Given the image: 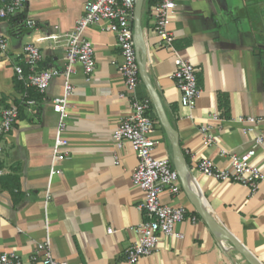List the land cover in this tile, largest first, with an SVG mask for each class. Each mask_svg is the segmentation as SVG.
<instances>
[{
	"label": "crops",
	"instance_id": "obj_1",
	"mask_svg": "<svg viewBox=\"0 0 264 264\" xmlns=\"http://www.w3.org/2000/svg\"><path fill=\"white\" fill-rule=\"evenodd\" d=\"M88 1L27 0L14 18L0 21V33L9 41L7 52L0 54V119L25 94L15 74L16 66H24L25 46L40 47L39 70L62 71L66 52L54 36L75 30ZM176 2L168 25L172 48L162 46L153 31L150 9L155 0H150L149 11L143 9L147 73L177 131L192 187L204 207L264 264V183L252 195L240 184L218 182L198 170L204 159L227 166L230 159L223 151L242 156L254 149L253 163L264 173V145L255 144L263 126L244 135L242 128L248 125L238 122L264 118V0ZM28 21L34 27L19 31ZM84 38L95 46L96 70L89 83L80 66L71 77L74 90L61 134L68 145L55 146L61 118L52 101L65 94L62 76L53 79L34 108L23 107L14 130L0 137V253L15 252L25 264H41V255L35 263L31 257L46 240L59 262L128 264L125 253L137 242L135 229L145 220L139 208L144 194L132 182L138 158L129 144L118 150L113 143L114 130L131 113V102L120 98L126 89L117 39L103 25L90 26ZM178 58L189 61L197 73L201 94L193 110L181 106L172 78ZM135 96L151 99L143 82ZM152 116L159 142L155 156L173 163L172 144L154 107ZM202 128L213 136L212 144L205 145ZM161 200L186 209L188 217L175 226L173 236L160 238L155 253L136 264H248L229 243L214 237L182 184L177 196L164 194Z\"/></svg>",
	"mask_w": 264,
	"mask_h": 264
},
{
	"label": "built area",
	"instance_id": "obj_2",
	"mask_svg": "<svg viewBox=\"0 0 264 264\" xmlns=\"http://www.w3.org/2000/svg\"><path fill=\"white\" fill-rule=\"evenodd\" d=\"M26 3L27 0H0V21L14 18L25 8ZM135 6L136 0H89L85 4L84 14L75 30L54 36L55 43H62L66 52V66L62 71L39 70L43 55L40 47L35 44L25 46L24 66L15 67L18 81L26 89H34L40 95L47 92L54 78L64 77L65 94L52 101L53 111L61 118L58 136L55 140V146L59 150L68 145V140L61 134L66 129L70 107L68 99L74 90L71 84L74 69L76 66L82 67L88 83L92 81L96 70L95 46L84 38L85 30L92 25H103L105 31L116 37L122 57L119 72L124 79L126 89L120 98L131 102V113L114 130L113 143L118 150H121L127 143L136 154L138 165L134 170L132 182L144 194L139 208L144 213L145 220L135 229L138 235L137 242L125 253L128 264H136L141 258L155 253L160 238L173 236L175 226L188 217L186 209L172 208L164 205L161 200L164 194L177 196L181 191V181L169 157L155 156L159 142L154 138L157 124L152 116V100L149 98L141 100L135 96L137 88L142 83L134 45ZM176 12V0H155V4L150 9L153 31L165 48L173 46L174 37L168 31V25ZM26 24L29 28L34 27V23L30 21ZM8 42V37L0 33V54L7 52ZM172 78L181 93V106L193 110L201 94L195 67L189 61L178 58L176 71ZM36 105L37 102L34 99L24 94L20 102L13 103L5 109L0 119V137L14 130L23 107L31 110ZM238 122L248 125L242 128L244 135L253 133L260 125L263 126V134L256 137L255 144L257 147L264 145V118L246 117L240 118ZM201 133L205 145L214 142L208 129L202 128ZM2 151L0 146V154ZM222 154L229 156L227 166L221 168L213 161L204 159L198 164V170L215 181L240 184L247 188L250 194H256L260 185L264 183V173L253 163L256 151L252 149L242 156L230 155L227 151H223ZM115 161L119 164L116 154ZM2 175L3 171L0 170V177ZM191 220L195 223L197 218L192 217ZM178 238L183 239V236L178 235ZM39 255L42 256L41 264H67L54 258L50 240L38 244L35 254L31 257V262H37ZM0 264L25 263L17 253L11 252L0 253Z\"/></svg>",
	"mask_w": 264,
	"mask_h": 264
},
{
	"label": "water",
	"instance_id": "obj_3",
	"mask_svg": "<svg viewBox=\"0 0 264 264\" xmlns=\"http://www.w3.org/2000/svg\"><path fill=\"white\" fill-rule=\"evenodd\" d=\"M145 0H136L134 14V45L136 49L137 63L139 66L142 82L146 86L149 96L152 100L153 107L157 113L159 122L161 123L167 137L170 139L173 149V163L182 184V188L189 198L191 204L195 207L199 216L208 226L214 237L222 242L229 243L231 247L237 251L248 264H261L229 231L220 225L215 218L206 210L200 197L192 187L191 174L189 167L179 145L177 131L173 127L163 106L161 98L155 90L150 77L147 73V57L145 51V38L142 26V14ZM27 24L22 22L19 25V31L25 28Z\"/></svg>",
	"mask_w": 264,
	"mask_h": 264
},
{
	"label": "trees",
	"instance_id": "obj_4",
	"mask_svg": "<svg viewBox=\"0 0 264 264\" xmlns=\"http://www.w3.org/2000/svg\"><path fill=\"white\" fill-rule=\"evenodd\" d=\"M149 8H150V0H146L145 7H144L145 12L146 10L149 11ZM16 83H17V87L19 88V90L22 92L24 91V93L27 95L28 98L34 99L36 102L40 100L41 95L37 93L34 89H26L25 86L19 81H16Z\"/></svg>",
	"mask_w": 264,
	"mask_h": 264
}]
</instances>
